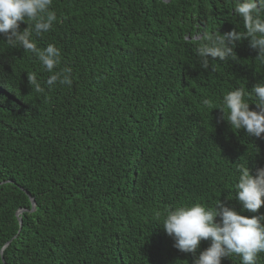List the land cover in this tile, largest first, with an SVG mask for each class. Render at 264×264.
<instances>
[{
    "label": "trees",
    "instance_id": "obj_1",
    "mask_svg": "<svg viewBox=\"0 0 264 264\" xmlns=\"http://www.w3.org/2000/svg\"><path fill=\"white\" fill-rule=\"evenodd\" d=\"M233 6L53 0L58 21L35 39L61 49L72 85L51 90L32 53L0 40V264H193L163 214L219 199L241 211L237 167H264V134L234 132L218 108L228 90L264 80V64L248 40L235 61L210 59L206 70L196 50L207 34L244 31Z\"/></svg>",
    "mask_w": 264,
    "mask_h": 264
},
{
    "label": "clouds",
    "instance_id": "obj_2",
    "mask_svg": "<svg viewBox=\"0 0 264 264\" xmlns=\"http://www.w3.org/2000/svg\"><path fill=\"white\" fill-rule=\"evenodd\" d=\"M233 12L242 20L244 31L233 28L224 34L218 31L205 35L196 49L203 69L209 68L210 59L235 61L236 42L242 40L249 41V47L257 51L255 58L264 64V0H234ZM57 21L53 0H0V40L35 56L50 73L44 81L49 90L57 84L72 85V68L61 67V49L55 43L41 48L35 39L50 32ZM22 23L27 27L21 29ZM28 80L36 92L45 91L35 74L28 75ZM203 104L208 105L209 100L204 99ZM218 109L220 119L226 120L234 132L244 130L248 136L261 137L264 80L254 84L250 91L243 87L228 90ZM237 173L235 199L241 204V211L219 199L214 206L199 202L181 204L163 214L160 226L173 238L176 249L193 254V264H222L223 258L233 254L240 258V264H257L259 254L264 253V214L250 217L242 214L257 213L264 205V167L253 174L248 162L241 163ZM156 216L160 219L161 213ZM202 241H210L209 246L196 255Z\"/></svg>",
    "mask_w": 264,
    "mask_h": 264
},
{
    "label": "water",
    "instance_id": "obj_3",
    "mask_svg": "<svg viewBox=\"0 0 264 264\" xmlns=\"http://www.w3.org/2000/svg\"><path fill=\"white\" fill-rule=\"evenodd\" d=\"M31 200H32V204H33V208H32V210H34L35 207H36V204H35L34 198L31 197ZM24 211H26V209H20V210H18V212L16 213L17 216L19 217L20 223H22V218H21L20 215H21ZM10 244H11V242L9 241V242H8V243L2 248V253H3V251H4V250H5Z\"/></svg>",
    "mask_w": 264,
    "mask_h": 264
}]
</instances>
